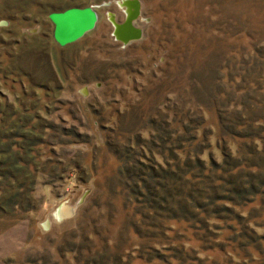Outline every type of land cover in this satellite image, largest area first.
<instances>
[{
    "label": "rangeland",
    "instance_id": "rangeland-1",
    "mask_svg": "<svg viewBox=\"0 0 264 264\" xmlns=\"http://www.w3.org/2000/svg\"><path fill=\"white\" fill-rule=\"evenodd\" d=\"M120 1L0 0L2 100L16 102L14 119L39 116L53 125L51 141L61 142V153L46 152L51 164L63 156L76 165L61 182L36 188L33 210L0 213V264H200L152 257L156 246L172 253L174 242L139 236L141 216L120 154L136 140L139 149L137 136L180 128L166 125V116L202 115L227 139L222 114L264 116V0H140L134 24L143 36L127 44L113 34L112 16L126 17ZM88 2L98 11L95 28L60 45L50 13ZM31 125L40 128L36 118ZM63 203L74 213L60 218ZM229 242L242 261L256 264L243 254L247 241ZM224 253L216 246L201 256L210 257L206 264H231Z\"/></svg>",
    "mask_w": 264,
    "mask_h": 264
},
{
    "label": "trees",
    "instance_id": "trees-1",
    "mask_svg": "<svg viewBox=\"0 0 264 264\" xmlns=\"http://www.w3.org/2000/svg\"><path fill=\"white\" fill-rule=\"evenodd\" d=\"M87 5L90 2L69 4L64 9ZM15 103L3 101L0 93V213L3 214L28 207L33 210L38 205L34 196L36 188L61 182L67 169L76 167L72 162L66 163L63 156L58 164L50 163L51 158L45 157L47 151L61 153L57 149L61 142L51 141L53 125L39 116L14 119L19 111ZM254 117L240 112L222 114L223 129L230 136L227 139L218 137L202 115L191 116L187 112L178 120L166 116V125L176 122L180 128L162 127L148 138L137 136L141 142L139 149L133 145L137 146V140L125 145L126 151L120 154L124 184L136 214L141 216L140 222L135 223L139 236L144 241L174 242L168 255L165 247H154L153 258L165 260L173 256L183 263L198 260L206 264L210 257L201 254L219 246L225 250L229 263L247 264L248 259L242 261L229 242L247 241L243 254L252 257L256 264H264V258L256 255L257 251L264 253V135L261 133L264 116ZM35 118L39 130L31 125ZM238 125L245 126V133L237 130ZM237 136L251 140L239 145L235 141ZM216 151L220 159L216 158ZM46 176L50 179L44 182ZM250 203L256 205L248 209ZM190 228L195 230L194 238L188 235ZM190 241L215 243L193 247Z\"/></svg>",
    "mask_w": 264,
    "mask_h": 264
},
{
    "label": "water",
    "instance_id": "water-1",
    "mask_svg": "<svg viewBox=\"0 0 264 264\" xmlns=\"http://www.w3.org/2000/svg\"><path fill=\"white\" fill-rule=\"evenodd\" d=\"M119 4L125 8L126 17L123 22H117L112 16L113 34L126 44L132 40L140 39L143 36V29L137 27L134 22L141 14V1L122 0ZM49 16L55 25L54 37L63 46L77 41L87 32L93 30L99 18L96 5L73 6L63 11H53ZM61 207L68 208V215L74 213V208L66 203H63Z\"/></svg>",
    "mask_w": 264,
    "mask_h": 264
},
{
    "label": "bare ground",
    "instance_id": "bare-ground-1",
    "mask_svg": "<svg viewBox=\"0 0 264 264\" xmlns=\"http://www.w3.org/2000/svg\"><path fill=\"white\" fill-rule=\"evenodd\" d=\"M68 213H69V210H68L67 207H61L57 214H58L59 217L60 216L66 217L68 215Z\"/></svg>",
    "mask_w": 264,
    "mask_h": 264
}]
</instances>
